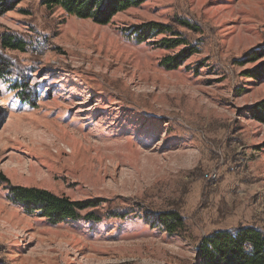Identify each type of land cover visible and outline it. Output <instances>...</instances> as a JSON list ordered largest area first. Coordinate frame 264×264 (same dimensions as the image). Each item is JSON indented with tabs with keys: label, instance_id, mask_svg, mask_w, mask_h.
<instances>
[{
	"label": "rangeland",
	"instance_id": "374dc122",
	"mask_svg": "<svg viewBox=\"0 0 264 264\" xmlns=\"http://www.w3.org/2000/svg\"><path fill=\"white\" fill-rule=\"evenodd\" d=\"M6 3L0 264H195L218 230L264 232V122L252 112L264 101V0H145L106 25L41 0ZM149 22L195 53L166 69L182 47L160 43L169 32L138 43L134 27ZM4 36L25 50L5 48ZM8 185L101 200V221L82 212L51 225ZM165 212L183 229L165 231Z\"/></svg>",
	"mask_w": 264,
	"mask_h": 264
},
{
	"label": "trees",
	"instance_id": "16d2710c",
	"mask_svg": "<svg viewBox=\"0 0 264 264\" xmlns=\"http://www.w3.org/2000/svg\"><path fill=\"white\" fill-rule=\"evenodd\" d=\"M145 0H41V5L47 9L61 8L66 14L81 19H91L99 25H106L119 12L132 6H138ZM12 5L6 0H0V15L11 10ZM178 24L190 30L196 27L189 21L182 20ZM138 43L146 41L153 33H171V37H162L160 43L167 48L182 47V49L162 59L161 65L166 69H176L181 66L193 53L195 48L190 46L182 38H175L176 34L170 25L149 22L134 27ZM2 45L12 50L24 51L23 44L13 37L4 36ZM257 50L249 52L251 58H255ZM252 59V60H253ZM254 117L264 122V101L259 102L253 109ZM0 180L7 183V179L0 174ZM11 199L23 205L29 212H37L51 225H57L65 220H80L81 213L88 222H100L98 212L101 200L71 201L70 199L57 196L47 190L35 187H22L8 185ZM87 210V211H86ZM157 222L168 233L183 229L182 218L173 212L159 213ZM195 264H264V232L254 226H245L238 229L218 230L204 237L197 246Z\"/></svg>",
	"mask_w": 264,
	"mask_h": 264
}]
</instances>
